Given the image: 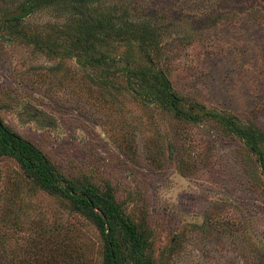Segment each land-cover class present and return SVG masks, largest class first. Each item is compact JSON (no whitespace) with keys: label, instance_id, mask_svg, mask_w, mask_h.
<instances>
[{"label":"rangeland","instance_id":"rangeland-1","mask_svg":"<svg viewBox=\"0 0 264 264\" xmlns=\"http://www.w3.org/2000/svg\"><path fill=\"white\" fill-rule=\"evenodd\" d=\"M98 5L159 26L156 68L187 102L264 130V0H98L78 14ZM15 9L0 0V119L66 176L110 189L150 234L151 264H264V176L241 140L213 121H187L154 100L142 104L124 79L101 87L99 72L72 53L35 49L29 40H54L53 29L67 20L60 3L3 21ZM120 42L110 49L116 57L143 60ZM0 192L6 248L29 236L41 247L63 238L71 256L102 264L97 228L33 186L11 158L0 159ZM42 252L44 261L22 260L56 264Z\"/></svg>","mask_w":264,"mask_h":264},{"label":"trees","instance_id":"trees-1","mask_svg":"<svg viewBox=\"0 0 264 264\" xmlns=\"http://www.w3.org/2000/svg\"><path fill=\"white\" fill-rule=\"evenodd\" d=\"M12 1L25 14L3 20L6 23L26 16L44 4L60 3L68 12L67 20L53 29L54 40H46V37L29 40L28 43L35 49L50 54V57H55L57 51L72 53L83 65L99 72L103 82H100L103 84L101 87L121 85L120 80L124 79L125 89L144 105V99L154 100L159 107L187 121L210 120L217 123L223 135L241 140L246 156L253 154L256 157V167L264 176V130L255 123L234 118L225 110L206 109L187 102L184 95L173 90L163 71L156 68L162 52L157 40V24L123 20L117 9L101 5L92 10L93 14H78L83 5L98 0ZM110 38L115 42L113 47L108 46ZM117 42L134 46L143 60L135 61V64L125 57H116L110 49L115 48ZM3 157L15 160L33 186L56 195L68 210L82 214L97 228L103 240L102 264H151L150 234L142 223L135 222L125 214L122 207L125 205L115 198L110 189H101L85 176H66L39 147L0 119V159ZM65 244L63 238H58L48 246L41 247L31 236L10 245L9 249L8 244L6 248L0 242L3 249L0 250V264H32L22 260H30V257H39L44 261L42 249L50 253L51 260L56 264H90L82 255L71 256L67 245L63 249Z\"/></svg>","mask_w":264,"mask_h":264},{"label":"water","instance_id":"water-1","mask_svg":"<svg viewBox=\"0 0 264 264\" xmlns=\"http://www.w3.org/2000/svg\"><path fill=\"white\" fill-rule=\"evenodd\" d=\"M24 14H25V11L22 8H17L15 10L8 11L6 14H4L3 18L4 19H9V18H13V17L24 15Z\"/></svg>","mask_w":264,"mask_h":264}]
</instances>
